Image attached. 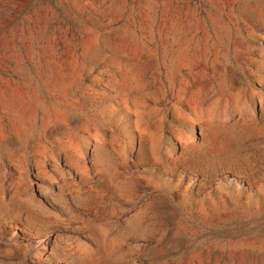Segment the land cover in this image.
I'll use <instances>...</instances> for the list:
<instances>
[{"label": "rangeland", "instance_id": "rangeland-1", "mask_svg": "<svg viewBox=\"0 0 264 264\" xmlns=\"http://www.w3.org/2000/svg\"><path fill=\"white\" fill-rule=\"evenodd\" d=\"M0 264H264V0H0Z\"/></svg>", "mask_w": 264, "mask_h": 264}]
</instances>
